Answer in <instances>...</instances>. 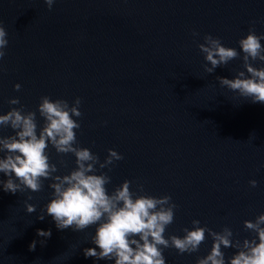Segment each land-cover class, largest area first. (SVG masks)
I'll return each instance as SVG.
<instances>
[{
	"label": "water",
	"instance_id": "water-1",
	"mask_svg": "<svg viewBox=\"0 0 264 264\" xmlns=\"http://www.w3.org/2000/svg\"><path fill=\"white\" fill-rule=\"evenodd\" d=\"M253 22L256 34H264V0H55L51 11L44 0H0L9 41L0 60V114L21 105L37 111L42 96L70 105L80 97L83 115L73 117L81 124L78 146L101 162L108 149L124 157L111 171L96 166V174L111 177L109 194L129 180L132 191L143 185L141 194L171 196L177 208L165 238L183 237V229L199 220L215 232L230 228L234 240L252 239L244 221L264 213V104L221 87L216 78L246 72L238 41ZM207 34L240 57L206 73L198 45ZM12 98L20 104L10 105ZM37 123L39 133L38 111ZM13 134L0 126V136ZM46 151L57 165L54 175L76 167L74 155L57 154L50 144ZM0 179L7 177L0 173ZM51 182L15 195L0 188V264H114L83 254L95 247L90 237L98 225L76 232L58 230L50 216L37 219L53 198ZM26 200L35 212L27 213ZM38 229H50L51 237H39ZM205 236L191 254L164 249L166 264H196L213 244ZM222 251L227 264L237 249Z\"/></svg>",
	"mask_w": 264,
	"mask_h": 264
},
{
	"label": "clouds",
	"instance_id": "clouds-1",
	"mask_svg": "<svg viewBox=\"0 0 264 264\" xmlns=\"http://www.w3.org/2000/svg\"><path fill=\"white\" fill-rule=\"evenodd\" d=\"M55 0H44L49 11ZM253 26L249 28L246 37L238 41L242 50L243 68L235 78L217 77L221 87H227L252 103L264 104V67H255L253 62H264V34L257 35ZM7 32L0 23V60L6 55L8 46ZM198 33L193 32V36ZM204 43L198 45L206 61L204 70L213 73L222 65L240 57L235 48L225 47L221 39L207 34ZM211 65L210 67L208 65ZM247 73V75H246ZM20 84L14 85L19 91ZM10 105L20 104L18 98L8 101ZM81 98L77 97L70 105L65 99L40 97L37 111L43 119V125L37 133V111L25 112L24 106L13 107L6 114H0V126L10 127L14 134L0 136V173L6 180L0 179V188L6 193L15 195L26 189L39 192L43 181H52L49 187L53 189V198L47 203L37 219L44 220L50 216L58 230L72 228L73 231H83L92 225H98L95 234L90 237L95 247L83 249L85 258L96 260H114V264H166L163 250L174 248L179 254L194 253L206 239L208 233L213 240L208 255L198 258L196 264H226L223 248H234L237 252L228 258L227 264H264V213L258 215L255 221L245 220L244 228L255 236L242 242L233 239L230 228L224 227L221 232H215L207 226L200 227L199 220H193L192 230L184 228L183 237L164 233L175 218L177 205L169 195L155 197L144 192L143 185H138V191H132V181L124 180L111 194L106 185L111 182L107 173L96 174L99 169L108 168L111 171L115 161L124 157L114 149H108V155L101 162L98 155L90 149L79 147L76 131L81 124L73 117H81ZM49 144L57 154H72L75 156L76 167L66 175H54L58 172L57 165L50 162L47 154ZM251 187L257 186L256 180L249 181ZM33 197L28 196L27 200ZM25 201L27 213L36 211V205ZM39 237L50 238L51 230H37ZM138 237V239L136 238ZM46 239L40 240L41 245ZM37 241L33 240L29 250L34 251Z\"/></svg>",
	"mask_w": 264,
	"mask_h": 264
}]
</instances>
